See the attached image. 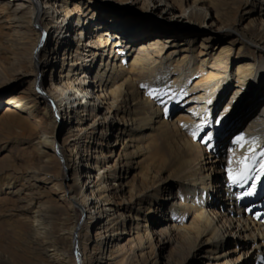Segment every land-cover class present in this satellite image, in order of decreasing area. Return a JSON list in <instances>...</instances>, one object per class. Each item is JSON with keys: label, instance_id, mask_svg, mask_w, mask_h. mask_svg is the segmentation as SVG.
<instances>
[{"label": "bare ground", "instance_id": "6f19581e", "mask_svg": "<svg viewBox=\"0 0 264 264\" xmlns=\"http://www.w3.org/2000/svg\"><path fill=\"white\" fill-rule=\"evenodd\" d=\"M77 1L0 0V264H264V0Z\"/></svg>", "mask_w": 264, "mask_h": 264}, {"label": "rangeland", "instance_id": "374dc122", "mask_svg": "<svg viewBox=\"0 0 264 264\" xmlns=\"http://www.w3.org/2000/svg\"><path fill=\"white\" fill-rule=\"evenodd\" d=\"M103 1H106L105 3H107V0H102L101 2H103ZM77 2H79V0L77 1ZM110 4L112 3V2H109ZM140 5V4H139ZM139 5H137V6H130L129 8H127V7H125L124 5H122V4H111V6H112V8H114V9H116V10H113V9H109V14L111 15V14H113V13H115V11H117V12H119V11H127V12H130V13H133V15L136 17V18H139L140 17V10H139V8L141 7V5L139 6ZM127 8V9H126ZM139 10V11H138ZM9 26V25H8ZM129 26H126V28H128ZM133 28H131V27H129V29H128V31H130V32H128V34H127V36H133V35H135V33L133 32V30H132ZM183 29H185V30H188V31H199V29H200V27H198V26H188V27H185V28H183ZM77 37H78V39H81V34H79L78 33V35H77ZM236 38H231V39H229V41L230 42H232V41H234ZM175 52V51H174ZM174 52H172L173 54H174ZM176 53V52H175ZM54 73V74H53ZM49 74H45L44 75V78H43V80L44 81H46V79H47V76H48ZM51 75V74H50ZM57 75H58V73H57V69H56V71H55V69H54V71H52V77H57ZM31 80V79H30ZM26 82V81H25ZM25 82H22V83H20V84H18V86L16 85V86H14V90L16 89V90H24L25 88H26V83ZM197 82V85H198V83H200L198 80L196 81ZM25 83V84H24ZM233 86L232 87H230L229 88V90L230 91H228V94L227 95H223L222 96V98L223 97H226L225 98V100L224 101H222V106H221V108L219 109V111L218 112H224V110L226 109V106H227V104H228V102H229V100H230V98L232 97V95H233ZM3 93V92H2ZM2 93H0V101H2L3 100V98L6 96L5 95V93L4 94H2ZM1 103V102H0ZM3 104V103H2ZM2 104H0V115L2 114V107H3V105ZM218 106V105H217ZM176 107H179L178 105L177 106H175L174 108H173V110H172V114H170V116L168 117V119L170 120V121H172L175 117V115L177 114V116L176 117H182V116H184L185 115V113H184V110H178V108H176ZM186 107H190L191 109H193L194 108V104H193V102H189L188 103V105H186ZM184 108H185V106H184ZM238 109H239V107H237L236 109H235V111H234V113H232V117H231V119H234L235 118V116L236 115H238ZM177 110V111H176ZM245 118V117H244ZM62 119V121L64 122L65 120L66 121H68V119H66L65 117L64 118H61ZM73 121V120H72ZM210 132V131H209ZM209 132H207V134H209ZM2 134H4V135H2ZM149 136L150 137H152L153 136V134L152 133H150L149 134ZM207 136V135H206ZM230 133L228 132V133H226V137H225V141H224V144L222 145V144H220L221 142L219 141V138H216L215 139V143H217V147H212L213 145H212V142L211 141H209L207 144H205L204 145V148L205 149H207V151L208 152H211V154H212V157H214L212 160L210 159V162H214V161H221L222 160V162L224 161V159H223V155H224V153H225V151H224V146H225V143H228V141L231 139L230 137ZM0 138H2L3 139V141L0 143V146H2V145H7V146H9V149L10 150H12V153H10V152H8L9 150H7V151H5V152H2V153H0V160L3 158V157H6L7 158V160H4V162L6 161V162H10L11 164H17L18 163V161L15 159V157L16 156H18L19 158L20 157H23L24 156V151H22L21 149L23 148V145H21V142L19 141V139H16V137L13 135V134H9V133H3V132H1L0 131ZM217 141H219V142H217ZM211 147H212V149H211ZM1 151V150H0ZM59 153H60V151H59ZM13 157V158H12ZM218 158V159H217ZM117 159L114 157V158H109V156H108V158H106V160L105 161H107V163H108V165H110V166H112V165H114V162L116 161ZM143 160V157H140V159L137 161V162H139V167L138 166H136L135 168L137 169V172L136 173H138L139 175H141L142 173H143V171H142V169H143V165H142V163H141V161ZM211 166V165H210ZM210 166H208V169L210 168ZM218 167V164L216 165H214V169H213V171L215 172V174H216V176H218V177H222L221 176V173H219V170H217L216 168ZM221 171H222V169H221ZM218 186H221V183H220V185H218ZM222 189V187H218V189H217V191L216 192H214V193H218V191L220 190V189ZM219 194V193H218ZM214 196H216V194L214 195ZM259 199V198H258ZM260 202L262 203L263 201H264V195L263 196H261L260 197ZM253 202H251V201H248V202H244V203H242V206L244 207V209L245 208H247V206H249L250 204H252ZM264 205V204H263ZM250 207H251V205H250ZM0 208H1V205H0ZM249 208V207H248ZM247 208V209H248ZM79 211V215H80V218H79V222H80V224H84L85 223V216L83 215V213H82V211H80V210H78ZM85 225V224H84ZM232 237V238H231ZM231 237H230V241H232V246L230 247V249L232 250V251H236V247H235V245H236V242H239V241H241V239L240 238H238L237 236H235V235H231ZM236 256H240L239 255V253L237 254L236 253ZM255 260H256V255H255V253L254 252H251L250 254H249V256H247V258L246 259H244V261H242V264H246V263H255Z\"/></svg>", "mask_w": 264, "mask_h": 264}, {"label": "snow or ice", "instance_id": "6c2138e0", "mask_svg": "<svg viewBox=\"0 0 264 264\" xmlns=\"http://www.w3.org/2000/svg\"><path fill=\"white\" fill-rule=\"evenodd\" d=\"M142 87H147V85H142ZM148 95L153 96L155 99H157L160 103H165L164 99L162 98L163 96L167 95V93H161L159 91H154V90H150L148 92ZM200 127L197 126L196 130L191 132V135L193 137V139H196L198 136V133L200 131ZM212 139L211 135H207L206 139H203L202 142L207 144L208 141H210ZM245 140L244 137H237L236 140L233 141L234 144L240 146L241 148H243L245 145L244 143H242ZM249 152L251 153L250 156H246L243 160L240 161V163L243 165V167L236 172L235 175H232V170L229 169V179L233 182V183H240V181L246 180L247 178V174L250 171V165L249 163H247L246 161L248 160H255V152L252 148H249ZM260 157L262 160H264V152L260 153ZM231 164V161L229 162ZM261 169L264 170V163H261L260 165ZM253 187H255V185H253ZM246 195H252V192L249 191L246 193Z\"/></svg>", "mask_w": 264, "mask_h": 264}]
</instances>
